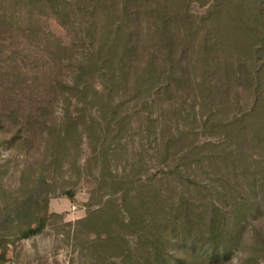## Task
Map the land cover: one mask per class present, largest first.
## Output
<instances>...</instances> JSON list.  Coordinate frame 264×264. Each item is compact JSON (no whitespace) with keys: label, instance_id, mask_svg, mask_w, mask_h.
<instances>
[{"label":"rangeland","instance_id":"rangeland-1","mask_svg":"<svg viewBox=\"0 0 264 264\" xmlns=\"http://www.w3.org/2000/svg\"><path fill=\"white\" fill-rule=\"evenodd\" d=\"M182 1L191 24L178 6L172 23L192 32L184 81L144 101L130 88L103 94V78L87 74L79 84L89 86L82 101L70 87L77 65L88 60L90 45L79 36L85 20L68 7L64 16L55 13L48 0H0V220L32 196L31 212L39 214L28 220L45 223L40 233L21 237L24 228L7 217L0 264H141L154 248L192 264H264L263 176L254 162L262 151L228 142L222 129L201 128V115L212 112L202 81L219 84L225 75V64L201 69L205 37L215 45L211 64H252L264 54V33L240 30L249 23L244 9L230 4L208 17L214 0ZM164 52L158 60L167 65ZM236 88L216 96L214 119L250 106L249 91L238 96ZM114 113L118 121L107 125ZM69 118L78 129L67 130ZM101 207L95 223L80 222ZM212 223L221 228L214 241L228 247L213 260L206 255L217 246ZM112 235L111 244L100 242Z\"/></svg>","mask_w":264,"mask_h":264},{"label":"trees","instance_id":"trees-1","mask_svg":"<svg viewBox=\"0 0 264 264\" xmlns=\"http://www.w3.org/2000/svg\"><path fill=\"white\" fill-rule=\"evenodd\" d=\"M52 10L60 15L66 13L67 7L73 13L79 15L85 20V27L79 32L80 38L87 40L89 43L88 60L80 61L77 65L76 79L70 87L76 93L81 94L84 101V95L88 89V84L84 88H80L79 84L82 80L87 81L84 76L100 75L105 83L103 94L113 95L119 90L133 89V97L136 99L147 100L150 97L158 95L160 92L171 91L172 87L178 82L184 81L186 68L183 66L182 57L187 50L190 42H192V32L190 29H177L172 23L174 18L172 15L173 7L178 6V15L184 22L190 23V14L187 12L185 2L182 0H48ZM234 6L237 10L244 9L248 14L246 26L241 27L245 33L255 32L260 38L263 35L264 0H230L228 4L224 0H214L209 7L207 16L216 17L225 7ZM184 7V8H183ZM176 36H178L177 42ZM205 37L203 50V71L208 69L224 68V79L219 84H207L202 81L204 94L207 92L208 99L205 105L212 109L209 115H201V128L203 131L212 128L222 129L225 139L236 138L239 140V146L251 145L254 148L261 149L262 153L255 158L254 162L261 168V188L264 189V54L256 59L255 63L248 61H239L233 63H212L210 56L214 53V43L208 42ZM148 42V43H147ZM178 43L182 45L180 56L175 59V50ZM236 43V42H235ZM256 49L257 52L261 50ZM165 50L164 61L167 65H162L158 60V54ZM141 52L148 54V58L141 65H135L136 56ZM148 52V53H147ZM261 52V51H260ZM147 53V54H146ZM144 56V57H145ZM178 65V66H177ZM138 67V68H137ZM207 77V76H206ZM132 79V82H131ZM206 80V78H205ZM225 86V87H222ZM233 86L236 88V94L239 96L243 91H249L252 100L250 106L241 112H235L233 116L227 118L214 119L216 108L220 107L218 98L228 93ZM221 99V98H220ZM209 100V101H208ZM220 103V102H219ZM239 105V99L236 101ZM202 110V103L199 105ZM109 107L108 103L102 105V109ZM202 112V111H201ZM114 113L111 118L107 117V125L118 121ZM202 114V113H201ZM75 119L69 118L66 126L67 130L78 129V123ZM67 131V133H69ZM235 151V150H234ZM236 153V152H235ZM240 155L241 153L238 152ZM203 161V158H200ZM255 186V185H254ZM39 188H42L41 185ZM255 190V188H254ZM70 199L73 195L66 193ZM34 198L28 197L21 201L19 206L8 216L3 213V220H0V247L2 248L1 257L5 258L8 247L7 234L2 231L5 229L4 224L7 223L6 218L11 217L13 226L24 228L21 237H30L40 233L45 223L36 220H28L31 216L39 214L37 211L31 212ZM37 202V200H36ZM104 211V207L90 212L80 222L95 223L99 213ZM6 216V217H5ZM18 219V220H17ZM123 221V219H122ZM209 230L212 244L217 246L213 255L206 252L207 256L212 260L218 257L221 250L226 253L227 244L218 245L213 239L216 235L217 228L212 223ZM217 227V228H216ZM221 229V228H220ZM219 230V229H218ZM115 237L108 236L100 242L111 244ZM119 247V246H118ZM122 259H129L130 249L122 251ZM174 259V260H172ZM141 264H192V260L188 256H176L160 252L159 249H150L143 256Z\"/></svg>","mask_w":264,"mask_h":264}]
</instances>
